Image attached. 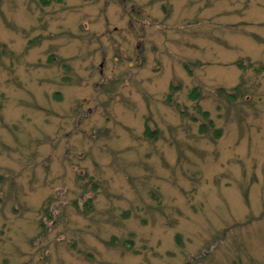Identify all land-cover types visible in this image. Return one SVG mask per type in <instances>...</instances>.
I'll list each match as a JSON object with an SVG mask.
<instances>
[{
  "label": "rangeland",
  "instance_id": "rangeland-1",
  "mask_svg": "<svg viewBox=\"0 0 264 264\" xmlns=\"http://www.w3.org/2000/svg\"><path fill=\"white\" fill-rule=\"evenodd\" d=\"M0 264H264V0H0Z\"/></svg>",
  "mask_w": 264,
  "mask_h": 264
}]
</instances>
